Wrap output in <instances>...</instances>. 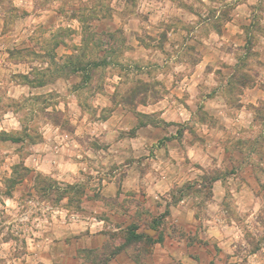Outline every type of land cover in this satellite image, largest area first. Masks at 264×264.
Masks as SVG:
<instances>
[{
	"label": "rangeland",
	"instance_id": "1",
	"mask_svg": "<svg viewBox=\"0 0 264 264\" xmlns=\"http://www.w3.org/2000/svg\"><path fill=\"white\" fill-rule=\"evenodd\" d=\"M121 2L125 5V10L117 13L122 18L121 24H108L113 20L114 10L105 6L103 0H94L96 7L87 10L90 14L77 9L83 24L76 35L72 29L65 27L50 31V28L55 26L56 18L49 16L45 23L36 25V31L25 39L18 42L0 39V43L8 50L11 62L23 61L32 68L30 80L33 78L40 80L43 86L55 83L59 77L65 78V81L61 82L65 92L55 90L42 91L40 94L35 92L33 96L14 101L6 96V91L11 83L20 82L22 79L13 74L14 67L10 66L9 62L0 63V69L8 70V72L0 70V75L2 74L1 77H3V84L0 87V117L4 112L12 111L24 129L22 134L30 136L20 145L13 147L12 144L2 141L0 134V196L11 198L13 193H17V199L21 203L31 201L38 206L44 203L51 208L60 206V202L66 199L67 203L64 207H72L76 211H80L81 204L85 202H91L90 205L93 207L102 206V204L103 207H109L110 216L101 213L106 225L103 231L106 235V244L98 252L83 251L80 254L84 260L92 261L94 264H105L115 254V248L127 250L135 264H168L173 259L171 252H190L189 258L196 260L197 264L201 262L202 264H232L233 258H237L239 264H248V257L253 255L264 260V233L260 231L253 234L245 229L244 242L236 241L234 245H229L233 251L228 253L218 247L217 242L201 239L202 232L199 224L194 227L178 225L167 219L170 216L168 208L174 207L181 199L190 201L192 206L198 209L193 217L198 219L199 209L203 207L205 201L211 200V198L208 200L207 194L209 192L212 194V190L201 188L199 193H195L194 190L199 188L198 184H202L203 177L209 179L215 175L221 177L226 189L221 205L225 215L231 216L232 213L226 202L229 195L228 187H230L226 177L235 174L236 178H240L245 167L244 161H232V169L229 173L223 166L225 156L219 154L211 156L213 162L206 168L192 165L186 159L183 162L185 164L183 170L193 177L180 186L171 187L167 193L170 199L163 205L153 201L143 189L139 192H122L120 187L121 182L130 172L144 175L151 169L152 164L157 161L158 150L165 145V141L177 139L181 143L184 142V137L191 143L201 140L196 133L200 128L195 127L194 124L163 123L158 113L147 114L148 118H138L136 112L144 114L142 112L146 109L143 106L157 102L166 94L170 95L168 100L176 105L177 98L170 93V90L175 82L182 75L188 74L192 66L202 57H212L208 68L215 70L219 76L216 83L212 79L204 80L201 86L207 91H202V94H206L208 90L213 92L217 86L222 87L220 82H224L225 75L230 73L233 75L224 89L229 107L239 105L242 87L238 79L241 76L248 79L249 86L251 83L257 84L264 90V79L261 78L260 73V69H264V59H261L264 56V0H254V3L248 5L249 15L238 19V25L242 29L240 47L231 51L227 41L219 46L218 55H213L209 51L202 38H208L212 32L221 34L225 23L231 21L236 5L244 3L245 0H207V3L205 0H168L175 8L183 9L186 15H169L160 19L151 29L143 26V23L148 22L147 15L136 13L135 19L142 23L132 24L127 19H123L132 15V10L136 8V0H118L117 7ZM35 6L37 5L34 3V8ZM78 13H71L72 18ZM192 16L196 17L195 21L189 19ZM27 19L26 9L12 6V0H0V25L1 22L3 23V26H0V38L15 31L16 27L23 25ZM123 23L127 25V31L125 28L122 29ZM21 31H24L23 27ZM46 32L47 36L44 35ZM77 35L80 37L81 45L73 43ZM214 44L211 45L216 47ZM225 44L227 47L224 46ZM59 45L65 46L66 50ZM225 49L227 53H230L231 60L233 58L238 60L234 70L233 65L229 66L227 61L220 59ZM66 51L69 52L66 53ZM70 55L77 70L73 66L66 65L67 57ZM217 56H219V63H216ZM173 57L176 64L185 66L186 71L173 73L172 81L166 84L157 79L156 75L158 73L166 75L171 72L168 61ZM36 62L40 65L46 63L48 67H37ZM109 68L123 75L120 86L115 92L107 91L104 83L105 70ZM98 95L106 98L105 104L110 105L102 109H99V104L94 105L93 101ZM67 97L74 98L80 112L87 116L85 130L74 137V141L80 146L75 150L81 156L78 160L86 167L78 169L77 174L72 178L62 179L33 171L24 165L30 173H20L22 179L10 189L9 196L6 195L8 186L16 181V176L12 175V168L28 157L32 144L41 141L40 128L44 122H50L64 133H73L75 125L70 121L68 107L65 111H58L55 108V104L66 100ZM49 107L52 111H47ZM246 107L253 115L254 126L247 130L241 129L235 135L228 134L223 142L226 147L235 150L244 149L246 154L255 157L254 163L252 161L255 172L264 173V167L259 165L260 162L264 163V102L261 101L256 106L248 103ZM201 114L206 113L201 111L198 113V118L206 119ZM109 117L112 119L109 120L110 123L107 122L108 128L96 131L92 129V125H102L101 121ZM140 121L158 124L152 127L163 128L169 136L158 139L156 130L151 129L148 134L144 133L150 137L145 151L139 150L138 146H142L137 140L139 138L137 131L141 128L137 126ZM29 139L33 143H30ZM229 142L232 143L229 144ZM56 147L50 149L51 159L45 161L44 166L49 167L50 163L55 164V161L59 159L60 154L55 152ZM89 152L92 154L91 157L86 155ZM211 152L216 154L214 149H211ZM6 172L10 174L6 175ZM37 175L39 178L35 182L34 178ZM113 178L117 188L114 198L104 197L96 188L90 187L93 180L97 185H101L103 180L112 182ZM35 183L39 186L51 185V187L46 188L45 192H36ZM188 184L192 185L191 192L186 190ZM81 189H84V195L79 194ZM256 189L254 197L264 201V183L258 182ZM68 198H71V203H68ZM26 210V208L21 209L17 217ZM12 219L11 216L0 211V244L11 242V247L7 250L8 255H5V250L0 247V264H10L11 261L29 264L31 257L24 256L29 252L27 241L19 229L14 232L13 224L7 223ZM14 223H19V219L17 218ZM226 223H228L227 220ZM257 224L264 229V207L260 208L254 218L253 227L255 228ZM133 228H136L135 232L146 239L129 240L128 234L133 231ZM81 237L83 240L88 238L86 233H82L71 235L69 239L75 240ZM155 242H157L156 246Z\"/></svg>",
	"mask_w": 264,
	"mask_h": 264
},
{
	"label": "clouds",
	"instance_id": "2",
	"mask_svg": "<svg viewBox=\"0 0 264 264\" xmlns=\"http://www.w3.org/2000/svg\"><path fill=\"white\" fill-rule=\"evenodd\" d=\"M34 3L35 8H34ZM207 3V0H205ZM254 3V0H245L244 3H238L235 7V15L247 16L248 5ZM103 4L109 8H112L113 20L117 24H121L122 18L117 15L125 10V5L121 2L120 6L117 7L118 0H103ZM12 6L18 8L27 9L31 15L24 22L23 25L16 27V30L8 33L6 36L0 38L5 41L13 40L18 42L21 39H25L27 36L33 34L36 31V25L43 24L47 21L49 16L58 17L55 22V26L50 28V31H55L58 27H65L70 29H75L77 32L80 31L83 21L81 20V14H77L76 18H72L71 13L77 9L84 10L85 14L88 9H93L96 7L94 0H12ZM136 13H141L148 16V22L143 23L146 29H151L160 19L166 18L169 15H186L183 9L175 8L174 5L168 2V0H136V8L132 10L131 16H126L123 19H127L130 23H142L135 19ZM219 15V13H217ZM192 21H195L196 17H189ZM21 27L24 31H21ZM127 31V25H124ZM228 29V34L225 36L218 37L214 32H212L208 38L203 39V43L209 47V51L213 55H218L215 49L211 47L212 43L216 44V48H219L221 43H226L228 40V35H235L241 32L238 26H234L233 23H228L225 25ZM45 36L48 35L46 32ZM79 35L73 40V43L79 44ZM211 56H205L201 62L196 66L195 71L192 72L191 76H185L183 80L179 82L180 88H188L189 91L192 90L195 83L198 82L200 74L203 71L205 64L211 61ZM222 60L232 63L231 57L221 56ZM264 59V56L261 57ZM171 68V72L166 75L164 73H158L156 75L157 79L164 81L166 84H170L173 79V73L186 71V68L182 64L175 63V57L168 61ZM37 67H48L45 63L40 65L36 62ZM261 78L264 79V69H260ZM26 74V73H25ZM123 79V75L118 71H114L111 68L105 70L104 83L106 90L109 92H115L117 87ZM58 91L63 92V85L59 80L52 83L48 87V91ZM24 92L23 88H17L13 91H9L8 95L12 97L19 96ZM261 99H264V94H259ZM256 97H253L250 101L255 103ZM106 98L100 97L99 95L93 101L94 105L99 104L103 106L105 104ZM65 103L69 109V117L72 124H77L76 117L80 115V109L77 107V102L72 97H67L66 100L60 101L55 104V108L58 111H64ZM207 108L217 109L218 115L223 118V120L229 125V132L235 135L239 132L240 128H248L251 125L249 119L250 113H246L242 110L239 112L228 113L225 105L222 102L209 101L206 104ZM47 111H52L49 107ZM180 115L184 120L189 118V114L181 111ZM87 121V116L80 121L79 126L76 128L75 135H80L81 131L85 130V125ZM110 123V121H109ZM0 127L4 130L17 129L20 128V120L17 119L11 112H6L0 117ZM203 126L197 125V128H202ZM108 128V123L102 125H92V129L96 131L104 130ZM44 137L47 140L54 141L56 144L55 152L60 154L57 160V167L60 169L61 173L70 172L72 175L77 174V169H84L85 164H76L71 161L65 162L63 156L66 154L69 157L77 156L79 158V152L75 151L79 149L80 146L71 139L66 134H61L58 127H53L50 122H44L40 128ZM98 134V131H97ZM220 135V133H217ZM210 147V146H209ZM38 150H49V145L44 144L40 146ZM88 156L92 154L86 153ZM209 155H216L215 153L209 152ZM55 158V157H54ZM15 159V157H13ZM95 159V157H93ZM188 160L189 162H197L201 159L198 152L193 148L186 147L182 153H170L169 160L167 162L159 161L152 164L151 169L141 178L135 172H130L127 177L121 182L120 187L122 192L134 191L139 192L143 189L148 196L152 198L153 201H158L162 205L166 204L170 197L167 195L169 192L171 183L175 178V174L178 172L181 164ZM251 160L254 162L255 157ZM175 161V163H173ZM38 171L47 172V168H41L39 165H35ZM264 167V165H262ZM6 175L10 174L8 172ZM95 175V173H93ZM71 182V181H69ZM260 182L264 183V175L260 177ZM91 188H96L100 191L102 196L105 197H115L116 195V182L112 179L109 183L108 180H103L101 185H97L96 181L93 180ZM239 187V191H237ZM255 186L253 185V188ZM215 195L210 201H205L203 207L199 209L200 215L198 219H193L196 215L198 209L192 206L191 202L185 199H181L174 207L168 208L170 216L167 218L170 222H175L178 225H189L195 226L200 225V231L202 232L201 239L208 242H217V246L224 249L226 252L231 253L233 248L229 245H234L236 241L243 243V237L245 235V229L255 234L256 231L264 233V229L260 228L257 224L255 228L254 218L259 212L261 207H264V201L258 200L253 196V189H250L248 185L241 184L239 186L231 184L228 187V199L227 203L229 205V211H231V216H226L223 206L220 201L224 197V189L220 187L219 182L215 185ZM17 193H13L12 197L0 196V211L4 214L11 216L13 219L7 221V223L13 224V231L19 229L20 232L24 234V239L27 241V248L30 252L39 253L41 251H47V245L51 244L52 239L61 233V230L68 231L74 235H78L80 232L91 231L93 234L97 231H103L105 228V219L101 217V213L106 216L111 215V210L109 207H103L97 205L95 207L89 205L88 203L81 204V210L76 211L72 207H64L67 203L66 199L60 202V206L56 208H51L44 203L39 206L31 201L27 203H21L17 199ZM163 198V199H161ZM27 209L22 215L17 217V214L21 212V209ZM38 213V214H37ZM247 213V215H245ZM19 219V223H14V221ZM226 220L228 223H226ZM230 224V226H229ZM110 226V225H109ZM7 230V229H6ZM183 230V229H181ZM52 232V235L43 238L45 233ZM34 241H37L34 243ZM5 250V255L9 253L7 250L11 247V242L0 244ZM170 255L173 257L168 264H197V261L190 259V252L188 253H178L171 252ZM37 260L43 261V264H51L50 260H44L42 257L37 255ZM10 264H19V261H11ZM29 264H36V260L29 258ZM202 264V262H201ZM232 264H239L237 258H233ZM248 264H264V260L260 257L253 255L248 257Z\"/></svg>",
	"mask_w": 264,
	"mask_h": 264
},
{
	"label": "crops",
	"instance_id": "3",
	"mask_svg": "<svg viewBox=\"0 0 264 264\" xmlns=\"http://www.w3.org/2000/svg\"><path fill=\"white\" fill-rule=\"evenodd\" d=\"M234 10H233V14L231 16L232 17L231 21L226 22L225 25L228 23H233L234 26H238L241 29V27L238 25V21H239L238 19L241 18L242 16L237 17L235 15ZM26 11H27L28 17H29L31 15V13L27 9H26ZM73 12H74V14L78 13L77 10H75ZM55 18L57 19L58 17H55ZM73 18H76V17H73ZM99 22H102V21H99ZM113 23H115L114 20H111L110 22H108V24H110V25H112ZM124 25L125 24L123 23L122 29L125 28ZM225 25L222 28L221 34H219V33L216 34L218 37L225 36L226 34H228V29L225 27ZM0 26H3L2 22H1ZM72 30H73L74 34L76 35L77 31L75 29H72ZM175 32H179V31H175ZM168 34H170V33H168ZM241 34H242V29H241L240 33H237L235 35H228L227 41L229 43L228 45L231 47V49H230L231 51H234L240 47V45H241V41H240ZM80 43H81V40H79V44H76V45H81ZM214 45H216V44H214ZM222 45L223 44L221 43L220 46H222ZM59 46L63 50H66L65 46H63V45H59ZM224 46L227 47V44H225ZM4 47L5 46L0 43V63L1 62L2 63L9 62L8 64L10 66L14 67L13 74L17 75L20 78H21V76H25L28 79H30L32 68L29 67V65L23 61L11 62L10 58H9L8 50ZM211 47L213 49H215L216 52H219L218 48H216L215 46L211 45ZM67 52H69V51H66V53ZM221 54H222L221 56H228V57L231 56L229 52L227 53L226 49ZM218 57L219 56L216 57V59H217L216 63H219ZM203 58L204 57H202L199 61H197V63H195L192 66V70L188 74L182 75V77L175 82V85L170 90V93L177 98L175 101L176 105H174V102L171 103L168 100V97L170 95L166 94L162 97V99L158 100L157 102L143 106V108H145L146 110L143 111L142 113H144V114L158 113L160 119L164 123H174V124L175 123L176 124H178V123H191V124H194L195 127H197V125L203 126L202 128L197 130L198 132L196 131L197 135L201 139L200 141H194L193 143H191L190 140H188L185 137H184L185 143L184 142L180 143V142H178L177 139H171V140L165 141V145L158 150V156H156V160H157L156 162H159V161L167 162L169 160L170 153L175 152V153L179 154V153H182L186 147H188V148H193L194 150H196L198 152V155L201 157V159L199 161L190 162V164H192V165L194 164L195 166L206 168L207 166H210L213 162V160L211 158V156H213V155H209V152H211V149H214L216 151V155L219 154L221 156H225L224 160H223L224 161L223 166L225 167V169L228 170L229 173H231L232 161H238L239 160L240 162H242V161L245 162V167H244L243 171L241 172L240 178H238V177L236 178L235 174H230L226 177V180L228 181L227 183L229 185H230V182H231V184H235L237 186H239L241 184L248 185V187L250 189H253V196H254V191L256 192V190H257L256 187L258 186V182H260V177L262 175H264V173L262 172V173L257 174L255 172V169H254L255 165L253 164L254 162L252 163V160H251V158L253 156L246 154L244 149H240V150L236 149L235 150L234 148H229V147L225 146L223 141L227 137V135L230 134L229 125L223 120L222 117H220L217 114L218 113L217 109L207 108L206 104L209 101L222 102L225 105L228 113L239 112L242 109L244 112L250 113L251 115H250L249 119L251 121V125L248 128H240V130L241 129L247 130V129H250L254 126V119H253L252 113L247 109L246 104L250 103V104L256 106L259 102H261V101L264 102V99H261L260 95H259V94H264V90L260 89L259 85H257V84L253 85L251 83V86L246 85V86L242 87V93H241V95H239L240 99L238 101V103H239L238 107H229L225 93H224V89L228 86L230 78L233 75V73H230V74L225 75L224 82L223 81L220 82V83H222V87L217 86V89L213 90V92L208 90V92H206V94H202V91H207L204 88H202V86H201L202 83H204V80L212 79V81L214 83H216L219 79V76L217 73H215V70H209L208 67L210 66V64H209L210 62L205 64L203 71L200 74V78H199L198 82L195 83V85H194V87H192L191 91H189L188 88H180L179 82L181 80H183L186 75L190 77L192 72L195 71L196 66L201 62V60ZM232 60H234V62L232 61V63H229L227 61L226 63L229 66L233 65L232 67L234 70V68L236 66L235 63H238V60L236 58H233ZM0 70L8 72V70L5 68L0 69ZM1 76H2V74L0 75V87L3 84L2 83L3 77H1ZM57 80H59L60 82H64L65 78L59 77ZM50 85L51 84H47V85H43L41 87L33 86V85H29L28 83L25 82L24 79H22V81H20V82L11 83L10 87L6 91V96L9 99H12L14 101H18V100L27 98L29 96L35 95V92H37V94H40V92H42V91H48V87ZM17 88H23L24 92H22L19 96H16V97H12V96L8 95L9 91H13ZM48 92H50V91H48ZM64 92H65V88H64ZM63 95H65V94H63ZM253 97H256L255 103L250 102ZM179 99H181V101H178ZM109 105H110L109 103L103 104V106L100 105L99 109L106 108ZM66 107H67V104H65L64 111H65ZM181 111H184V112L189 114V118L187 120H184L183 117L180 115ZM201 111L206 113V114H201L206 119H199L198 118V113H201ZM6 112H11L14 116H16V114H14L12 111L8 110ZM6 112H4V113H6ZM114 113H112V114H114ZM3 114L1 115V117L3 116ZM84 116L85 115H83L80 112V115L76 117L77 124H75V128H74L72 134H67V133H64L63 131H60L61 134H66L71 139L74 140V137L76 136L75 135L76 128L79 126V123L84 118ZM111 119H112V117L111 118L109 117L108 119L101 121V124H105ZM194 119H195V121H194ZM52 126L57 127L54 125H52ZM151 129L156 130V135H157L158 139H163L164 137L169 136V133L166 130H164L163 128H153L151 125H146L144 127H141L137 131V134L139 136V138H137V140L140 142V145L142 144V146H138L139 150L145 151V146L147 145V141L150 140V137H148L146 134H148V132H150ZM21 130H22L21 123H20L19 130H17V129L4 130L3 127H0V132H5V133L19 132ZM144 133H146V134H144ZM217 133H220V135H217ZM184 134H185V132H184ZM41 135H42L41 141H38V142L31 145V153L28 155V157H26V159H24L22 161L23 164L26 165L28 168L32 169L33 171L42 173L44 175H53V176H57V177L62 178V179L72 178L73 176H75V175H72L70 172L61 173L60 169L58 170V168H56L57 161H55V164L50 163L49 167L44 166L45 161H50V159H51L50 156L52 153L50 151V149L52 147L56 146V144L54 141L47 140L44 137L43 133H41ZM6 143L12 144L13 147L21 144V143H12V142H6ZM231 143L232 142H229V144H231ZM44 144L49 145V150H38L40 148V146H42ZM250 154H252V153H250ZM79 157H81V156H79ZM63 160L65 162L71 161L72 163L83 164V162L78 160L77 156H71V157H69L68 155L63 156ZM173 163H175V161H173ZM35 165H39L41 168H47L48 171L47 172L38 171ZM259 165L262 166V165H264V163L260 162ZM184 167H185V164L182 163L181 166L179 167L178 172L175 174V178L173 179L170 188L173 187L174 185L180 186L183 183H185L186 181H189L193 177L192 175H187V173L183 170ZM77 172H78V169H77ZM144 175L138 174V176L141 178ZM217 182H219L220 187L224 189V192L226 191V189L222 183V180L215 181L213 183V187H212L211 199L216 194L215 193V185ZM109 183H111V182H109ZM253 185L255 186L254 188H253ZM116 191H117V188H116ZM237 191H239V187H237ZM221 202H222V199H221L220 203ZM85 203H88L89 205L91 204V202H85ZM102 206H103V204H102ZM103 231H97L94 234L91 231L80 232L78 235H80L82 233H86V236H88L87 240H83L82 237L79 239L70 240L69 238L71 237V235H73V236H75V235L68 232V231L62 230L58 236H56L55 238L52 239L51 244L47 245V251H41L39 253H36V252H30L29 250H27L29 252L24 256H26L27 258H29V256H30L31 258H33V260H36V264H43V261L36 259L37 255L42 257L44 260H50L51 264H94L92 261L84 260L80 254L83 251L95 253V252L102 250L104 244H106V241H107L106 235L103 233ZM51 235H52V232L50 231L48 233H45L43 238H47ZM36 242L37 241H34V243H36ZM154 245L156 246L157 242H155ZM114 251H115V254L110 259H108L105 264H122L123 262H125L126 264H135V262L130 257L129 252H127V250H123V249L119 250V248H115Z\"/></svg>",
	"mask_w": 264,
	"mask_h": 264
},
{
	"label": "trees",
	"instance_id": "4",
	"mask_svg": "<svg viewBox=\"0 0 264 264\" xmlns=\"http://www.w3.org/2000/svg\"><path fill=\"white\" fill-rule=\"evenodd\" d=\"M66 62H67V63H66L67 66H73V67L76 66L75 63H74L73 60H72V56H71V55L67 57V61H66ZM75 70H77L76 67H75ZM21 78L24 79L25 82L28 83L29 85H33V86H37V85L41 86V85H42V82H40V80H37V79H35V78H33L32 80L28 79V78L25 77V76H21ZM238 81H240V82H239V83H240L239 85H240L241 87H244V86H246V85L249 84V83H248V79H246V77H244V76H241V77L238 79ZM136 116H137L138 118H139V117H143V118H148V117H149V115H147V114H140V113H138V112H136ZM163 123H164V122H163ZM146 125L158 126V124H156V123L140 121V122H138V126H137V127H144V126H146ZM23 132H24V129H22V130L19 131V132H11V133L0 132V134L2 135V141H4V142L22 143L23 140H25V138H30V136L23 135V134H22ZM29 142H30V143H33V142L31 141V139H29ZM20 173H21V174H22V173H25V174L30 173V170H29L27 167L24 166V164H23L22 161H20V163H19L18 165L14 166V167L12 168V175H15V176H16V181H13V182H12V185L8 186V192H7L6 195L9 196L10 189H12L13 187H15L16 184H18V183L20 182V180L22 179V177H20ZM38 178H39V175L35 176L34 181L37 182V179H38ZM217 180H221V177H220V176H216V175L213 176V177H210L209 179L203 177V182H202V184H201V183L198 184V187H199V188H197V190H194V192H195V193H199V192L201 191V190H200L201 188L212 190L213 183H214L215 181H217ZM194 184H196V182H195ZM50 187H51V185H47V187H44V186H39L37 183H35V185H34V190H35L36 192H40V191L45 192V191H46V188H47V189H50ZM183 187H185V186H183ZM180 189H182V187H181ZM192 189H193V188H192V185H189V184H188V186H186V190H187L188 192H191ZM180 192H182V191L180 190ZM78 193H79V192H78ZM79 194H80V195H84V189H81V191H80ZM211 196H212V194H211V192H209V193L207 194V198H208V200L211 198ZM69 202L71 203V198H68V203H69ZM79 202H80V201H79ZM77 208H78V207H77ZM132 230H133V231H130L129 234H128V239H129V240L132 239L133 241H140V240H142V239H146L143 235L138 234V233L135 232V231H136V228H133ZM148 241H150V239H148Z\"/></svg>",
	"mask_w": 264,
	"mask_h": 264
}]
</instances>
